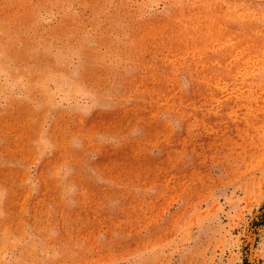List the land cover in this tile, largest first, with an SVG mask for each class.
Listing matches in <instances>:
<instances>
[{"label": "rangeland", "instance_id": "1", "mask_svg": "<svg viewBox=\"0 0 264 264\" xmlns=\"http://www.w3.org/2000/svg\"><path fill=\"white\" fill-rule=\"evenodd\" d=\"M0 264H264V0H0Z\"/></svg>", "mask_w": 264, "mask_h": 264}]
</instances>
